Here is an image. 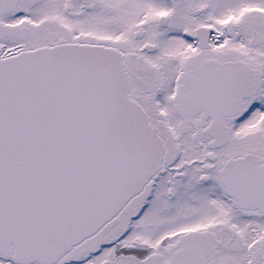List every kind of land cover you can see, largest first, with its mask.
Here are the masks:
<instances>
[{"label":"snow or ice","instance_id":"obj_1","mask_svg":"<svg viewBox=\"0 0 264 264\" xmlns=\"http://www.w3.org/2000/svg\"><path fill=\"white\" fill-rule=\"evenodd\" d=\"M0 264H264V0H0Z\"/></svg>","mask_w":264,"mask_h":264}]
</instances>
